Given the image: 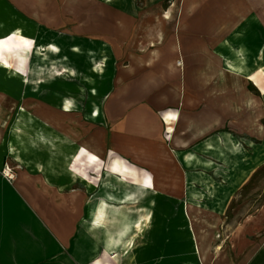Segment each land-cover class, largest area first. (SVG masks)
<instances>
[{
    "label": "crops",
    "instance_id": "obj_1",
    "mask_svg": "<svg viewBox=\"0 0 264 264\" xmlns=\"http://www.w3.org/2000/svg\"><path fill=\"white\" fill-rule=\"evenodd\" d=\"M105 1L116 5L89 11L91 20L86 10L81 22L105 33L99 43L111 55L105 69L91 66L105 73L91 91L104 97L80 115V129L79 109L67 99L53 117L40 113L48 110L41 102L24 104L38 113L23 115L31 134L17 124L5 138L9 119L0 114V170L10 158L20 162L16 180L0 175V264H59L67 249L65 264H264V202L235 226L226 223L234 197L264 165L262 22L239 16L243 32L234 37L231 1ZM35 46L42 66L65 63L76 74L60 53ZM234 62L245 75L227 69ZM57 120H69L60 132L47 125ZM89 125H98L91 135ZM106 157L124 183L106 184L89 204L73 163ZM109 217L117 227L90 235V223Z\"/></svg>",
    "mask_w": 264,
    "mask_h": 264
},
{
    "label": "rangeland",
    "instance_id": "obj_2",
    "mask_svg": "<svg viewBox=\"0 0 264 264\" xmlns=\"http://www.w3.org/2000/svg\"><path fill=\"white\" fill-rule=\"evenodd\" d=\"M230 1L233 4L234 29L228 36L235 37L242 34L243 31L240 26L243 20L238 21L239 16H243L244 21L246 19H258L262 22L259 27H264V0H200V3L211 2V4L215 3L216 6H224ZM118 2L124 6L143 5L142 0H132L131 2L120 0ZM170 2L171 0H169ZM104 5L110 8L114 7L116 3L106 2L105 0H0V24L3 25L0 26L1 38L7 33L21 29L27 38L35 42L37 49L40 47L41 52L46 51L47 44L54 43L59 47L61 57L66 58V64H70L69 66L76 71V74L69 75L62 66L65 63H58L55 67H52V65L42 66L38 56L33 54L34 50H30L32 47L28 50L24 49L25 53H22L14 44L4 48L0 53V60L9 64L7 70L0 68V114L6 115L9 119L8 129L4 131L5 138L8 137V134H13L11 131L13 124L22 125L23 122L26 123L23 115L26 118L34 112L35 116L38 117L36 111L24 110L22 108L24 104L41 102L47 106L48 110H41L40 113L53 117V114H58V107L61 103L66 99L71 100L75 107L79 109L78 112H75L78 117H73V126L80 129L82 117L80 115L90 112L93 105L98 102V98L102 99L104 97V94L96 97L91 91L98 85V82L101 83L100 85L103 84L104 77L102 75L105 73H95L92 71L94 68H91V66L101 63L103 69H105L106 63L108 64L106 55H111V47L109 46L108 51L105 46L100 44L102 41L104 42L105 33L81 28L82 20H88L87 15L83 13L86 10H88V13L89 11H96L98 7ZM91 15L93 14L89 13L88 15L90 20ZM218 16L223 15L219 14ZM92 21L96 20L93 19ZM255 29L258 32L257 26H255ZM262 32L264 34V31ZM76 47L80 52L74 50ZM21 60L22 62H20ZM229 64L232 66L237 65L235 62ZM89 77L94 78L95 83H92ZM104 84L107 85V82H104ZM93 85L95 86L92 87ZM68 122L69 120H57L56 125L49 122H47V125L51 127V130L59 131L58 128L66 127ZM6 123V120L2 121L3 125H6ZM22 128V134L32 133V130L27 129L25 131L24 125H22ZM93 128H98V125L97 127L89 125L90 135L94 132ZM166 136H170V134L168 133ZM76 150L74 145V153ZM10 160L9 163L7 160L5 161L0 170V175L13 181L17 179L20 162L11 158ZM109 160V157H106L103 162L101 160L97 162L89 160L88 167L80 162L73 163L74 174L81 172L84 185L89 187V204L98 202V198H101L100 194L106 184H110V188L114 190L116 186L124 183L123 178L119 179L116 175L109 173ZM78 179L80 178L78 177ZM235 197L227 211V229L238 224L245 216L255 212L264 202V165L254 173L250 181ZM86 218L78 226V241L81 231L87 227ZM111 220L112 218L109 217L103 222L104 225L96 228H93L90 223L87 227L89 233H91L90 235H96L98 231H106L108 227H117V224ZM66 254L71 257V249H67L64 255L58 254L57 261L58 263L61 262L59 264H65Z\"/></svg>",
    "mask_w": 264,
    "mask_h": 264
},
{
    "label": "bare ground",
    "instance_id": "obj_3",
    "mask_svg": "<svg viewBox=\"0 0 264 264\" xmlns=\"http://www.w3.org/2000/svg\"><path fill=\"white\" fill-rule=\"evenodd\" d=\"M11 44H14L15 47H17L18 49H26V50H28V48L30 49L33 46L34 41L29 39V38H27L21 29H16L13 32H10L9 34L7 33L4 37L0 38V53L2 52V50L4 48L10 47ZM39 48L40 47H38L37 51H38V53L42 54L43 52H41V49H39ZM47 48L51 52H55V53H58V54L60 53L59 47L57 45H55L54 43L49 44L47 46ZM0 65H3L4 67H8L9 66V64L6 61H2V60H0ZM227 69L230 70L231 73L236 74L238 76L239 75H245L242 72V68H241L240 63H238L237 65H233V66L231 64H229V65H227ZM98 114H99L98 107L95 106L94 110L92 112V117H96L97 118ZM170 117H171V115L168 114L167 115V119H169ZM15 126H17V124L16 125L13 124V126L11 128V131L13 133H14V130L16 129Z\"/></svg>",
    "mask_w": 264,
    "mask_h": 264
}]
</instances>
